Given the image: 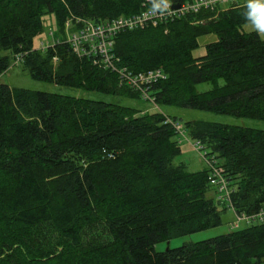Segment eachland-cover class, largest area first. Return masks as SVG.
I'll use <instances>...</instances> for the list:
<instances>
[{
	"label": "trees",
	"instance_id": "1",
	"mask_svg": "<svg viewBox=\"0 0 264 264\" xmlns=\"http://www.w3.org/2000/svg\"><path fill=\"white\" fill-rule=\"evenodd\" d=\"M191 0H171L181 5ZM145 0H0V75L141 100L118 76L61 42L38 51L42 17L93 23L139 14ZM242 5L119 32L112 53L133 74L160 70L149 93L173 107L264 121V40L243 32ZM214 35L199 58L198 39ZM56 58V62H54ZM209 89L198 92L197 86ZM162 112L0 84V264H258L264 223L165 252L154 246L221 225L226 211L208 170L175 164L181 149ZM215 157L239 213L264 205V131L206 121L183 124ZM214 194V193H213ZM215 198V194H214ZM221 208V210H219Z\"/></svg>",
	"mask_w": 264,
	"mask_h": 264
},
{
	"label": "built area",
	"instance_id": "2",
	"mask_svg": "<svg viewBox=\"0 0 264 264\" xmlns=\"http://www.w3.org/2000/svg\"><path fill=\"white\" fill-rule=\"evenodd\" d=\"M245 0H191L179 5L178 9H171V14L165 17L153 16L150 13L151 0H145L148 5L139 14L131 17H119L111 21L93 23L88 20H77V29L70 32L72 23H65V40L61 41L50 34L52 42H40L36 47L38 51H45L56 44L64 42L69 45L71 51L79 58H88L92 64L103 70L114 73L118 76L120 86H125L140 96L142 101L154 105V101L149 91L152 85L165 80L166 75L160 70L148 71L141 74H133L126 68L116 66L117 59L112 53L114 38L122 31L142 29L148 25L156 26L158 23L167 20L182 18L189 14H198L202 11H213L217 8L243 5ZM173 6V5H172ZM56 62V58L53 59ZM165 124L171 125L177 136L187 140V135L183 125L174 122L169 118L165 119ZM178 143L180 139L178 138ZM193 148L200 154L208 170V182L211 190L215 194L216 201L225 206L226 210L233 214L234 221L230 223L231 229L238 230L241 224L246 226L264 223V205L255 214L239 213L232 203L234 189L230 186L224 176V170L220 167L215 157L208 155L204 146L195 141Z\"/></svg>",
	"mask_w": 264,
	"mask_h": 264
},
{
	"label": "rangeland",
	"instance_id": "3",
	"mask_svg": "<svg viewBox=\"0 0 264 264\" xmlns=\"http://www.w3.org/2000/svg\"><path fill=\"white\" fill-rule=\"evenodd\" d=\"M228 8L224 7L223 9ZM43 31L42 34L34 40V47L36 48L40 42H52V37L58 34V28L55 22V18L52 14L46 13L42 17ZM242 31L249 33L253 32L246 25L242 27ZM217 40L216 36L208 35L198 39L199 47L193 51L192 55L195 58H199L205 54V46ZM0 84H4L9 88H23L30 91H38L45 93H53L63 96H72L80 99H88L94 101H101L110 104H118L121 106L131 107L134 109H140L143 112L155 113L162 112L165 117L176 118L177 121L183 125L188 121H206L217 124H224L229 126H235L240 128H251L256 130L264 131V121L249 120L244 118H236L231 116H222L211 113H205L201 111L173 108V107H158L156 108L153 104L142 100L121 98L109 95H103L97 92H89L83 89H76L70 87L58 86L52 83H45L34 81L29 78V76L23 72L20 65L12 67L7 72L0 75ZM209 89L208 84H200L197 86L198 92H204ZM187 137V140L176 136L181 140L179 143L181 154L174 160L175 164L186 165V170L188 172H198L205 168L204 161L202 160L200 154L193 148L195 141ZM206 198L213 199V191L210 190L206 193ZM221 210V208H219ZM234 221L233 214L226 210L221 212V225L209 230L197 232L191 235L173 238L168 242H160L154 246L156 252H165L168 249H176L183 245L194 244L198 242L207 241L218 236L227 234L234 231L231 229L230 223ZM246 227L245 224H241L240 228ZM239 228V229H240ZM258 264H264V259Z\"/></svg>",
	"mask_w": 264,
	"mask_h": 264
},
{
	"label": "clouds",
	"instance_id": "4",
	"mask_svg": "<svg viewBox=\"0 0 264 264\" xmlns=\"http://www.w3.org/2000/svg\"><path fill=\"white\" fill-rule=\"evenodd\" d=\"M242 8L241 15L245 25L264 40V0H245ZM171 9V0H151L150 13L153 16H168Z\"/></svg>",
	"mask_w": 264,
	"mask_h": 264
},
{
	"label": "water",
	"instance_id": "5",
	"mask_svg": "<svg viewBox=\"0 0 264 264\" xmlns=\"http://www.w3.org/2000/svg\"><path fill=\"white\" fill-rule=\"evenodd\" d=\"M172 8L173 9H178L179 8V5H173Z\"/></svg>",
	"mask_w": 264,
	"mask_h": 264
}]
</instances>
